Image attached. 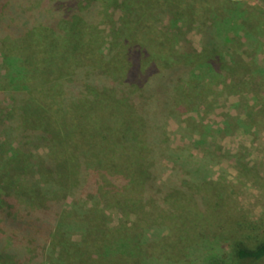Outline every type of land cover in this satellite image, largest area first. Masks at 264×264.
I'll list each match as a JSON object with an SVG mask.
<instances>
[{
  "label": "trees",
  "instance_id": "obj_1",
  "mask_svg": "<svg viewBox=\"0 0 264 264\" xmlns=\"http://www.w3.org/2000/svg\"><path fill=\"white\" fill-rule=\"evenodd\" d=\"M216 3L226 0H0V53L5 64L1 84L14 107L0 129L1 147L12 145V157L5 162L9 168L0 175V224L10 234L33 240L35 251L43 239L59 250L57 257L41 254L38 260L27 259V264H134L129 255L135 252L141 256L135 264H172L142 255L141 245L131 240L143 218L137 216L132 226L123 221L111 226L107 212L113 207L138 209L144 194L153 188L187 192L178 182L182 168L189 165L184 153L171 158L172 175L164 182L156 181L149 145L152 103L165 100L168 112L176 110L179 93L190 87L192 71L214 60L217 42L204 43L208 48L203 51L171 42L170 48L163 49L146 32L162 11L175 20L178 15L199 17L201 12L215 13ZM58 6L70 9L59 21L54 18ZM114 8H130V20L124 22L127 27L121 41L106 54L94 30ZM217 30L215 25L207 27L203 37H215ZM102 64L103 75H95ZM139 90L145 97L135 105L132 99ZM112 94L121 102L106 99V133L91 140L86 118L96 112L102 95ZM38 143L46 148L40 155L33 153ZM24 161L26 168L39 171V179L24 178ZM11 169L19 172L15 179ZM47 178L65 189L82 190V196L94 188L101 202L66 208L58 202V191L49 193ZM10 182L14 194L29 196V211L19 209L15 195L5 190ZM159 218L167 220L170 214L163 211ZM78 233L80 240L74 241ZM0 250L14 256L18 264L32 257L18 247ZM232 254L241 262L262 261L264 239L254 247L236 243ZM211 264L227 263L215 260Z\"/></svg>",
  "mask_w": 264,
  "mask_h": 264
},
{
  "label": "rangeland",
  "instance_id": "obj_2",
  "mask_svg": "<svg viewBox=\"0 0 264 264\" xmlns=\"http://www.w3.org/2000/svg\"><path fill=\"white\" fill-rule=\"evenodd\" d=\"M214 9L215 13L203 15L201 12L199 17L178 15L177 20L162 11L146 32L149 38L160 41L163 49L170 48L171 42L203 51L208 48L204 43L214 39L217 42L214 60L192 71L190 87L185 93H179L180 105L176 110L168 112L165 100L152 103L149 145L156 181H166L175 169L171 158L184 153L189 165L182 168L184 172L178 182L187 192L150 189L138 209L128 211L113 207L107 212V220L111 226L122 221L132 226L137 222V216L140 220L143 218L142 227L133 231L131 240L141 245L142 255L162 258L172 264H211L215 260L227 264H264V259L256 263L241 262L232 254L236 243L254 247L264 239V0H226L222 5L216 3ZM55 10L54 18L59 21L70 9L58 6ZM130 12V8H114L105 18L99 19L96 25L99 30L94 31L106 54L126 33L124 22L129 19ZM253 17L255 23H251ZM213 25L218 26L215 37H203V31ZM161 40H167V43H161ZM4 65L0 53V129L14 108L2 90ZM103 66H99L95 75H103ZM134 96L135 105L145 97L140 90ZM102 97L96 112L85 121L92 130L91 140L106 133V99L114 104L121 102L113 94ZM1 135L0 132V175L9 168L5 162L12 157V145L9 142L2 148ZM82 139L80 136L78 141ZM33 149V153L39 155L46 151L42 143ZM21 168L27 181L39 179V171L26 168V161ZM11 172L14 179L18 177V171L11 169ZM50 180L47 178L49 193L58 191V202L65 203L66 208L101 202L94 188L87 191L88 196H82V190L65 189ZM6 187L10 195H15L14 203L19 209L29 211L32 203L29 196L14 194V183L10 182ZM190 187L196 191L190 193ZM163 211L169 212V219L160 220ZM80 237L79 233L73 235L74 241ZM32 241L4 231L0 224V249L2 246L27 249L32 257L24 259L25 264L27 259L38 260L41 254L58 256L59 250L50 247L46 239L36 251ZM181 249H184L183 254H180ZM135 253V256L129 255L134 264L141 258ZM13 257L0 250V264H18Z\"/></svg>",
  "mask_w": 264,
  "mask_h": 264
}]
</instances>
